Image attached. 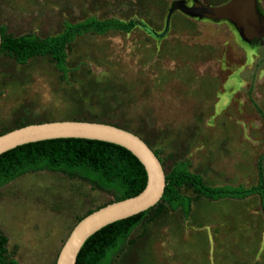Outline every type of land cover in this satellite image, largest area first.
<instances>
[{"label":"rangeland","instance_id":"374dc122","mask_svg":"<svg viewBox=\"0 0 264 264\" xmlns=\"http://www.w3.org/2000/svg\"><path fill=\"white\" fill-rule=\"evenodd\" d=\"M0 0L4 35L54 36L89 16L136 20L129 33L87 34L65 48L63 74L48 56L25 64L0 53V134L55 121L115 125L145 140L165 172L185 163L210 186L256 183L263 123L247 98L264 56V0ZM253 98L264 111V62ZM189 213L157 203L111 264H264L259 198L212 201L190 187ZM115 194L78 175L28 172L0 186L8 259L55 264L87 213Z\"/></svg>","mask_w":264,"mask_h":264},{"label":"trees","instance_id":"16d2710c","mask_svg":"<svg viewBox=\"0 0 264 264\" xmlns=\"http://www.w3.org/2000/svg\"><path fill=\"white\" fill-rule=\"evenodd\" d=\"M138 23L136 20L125 22L115 18L98 19L96 16H89L75 23L64 22L60 33L44 38H38L34 34L9 37L4 35V29L0 25V53L12 54L19 64H25L34 57L48 56L56 69L65 74L67 72L65 48L75 39L87 34L103 35L108 31L129 33ZM262 62L264 56L254 67L247 98L263 123L264 143V111L252 95L257 71ZM143 141L147 144L145 140ZM154 154L159 158L156 151ZM159 160L162 164L160 158ZM38 171L78 175L105 191H112L115 194L114 201L137 195L144 189L147 181L143 165L133 154L123 147L98 140L81 138L44 140L17 146L0 155V186L28 172ZM256 176V183L250 187L210 186L200 175L190 172L185 163H177L165 172V188L159 202L166 203L171 210L180 208L186 216L190 209V199L179 190L188 186L201 197L212 201L243 200L257 196L260 212L264 217V149L256 161ZM152 208L108 224L91 235L81 247L75 264H111L129 235L141 224ZM7 242V237L0 232V264H17L14 259L6 257Z\"/></svg>","mask_w":264,"mask_h":264},{"label":"water","instance_id":"95a60500","mask_svg":"<svg viewBox=\"0 0 264 264\" xmlns=\"http://www.w3.org/2000/svg\"><path fill=\"white\" fill-rule=\"evenodd\" d=\"M1 45V33H0ZM60 138H81L125 148L143 165L147 181L133 197L113 201L82 218L72 229L55 264H75L85 241L101 228L154 207L162 198L165 172L154 151L137 135L113 125L83 121H55L26 125L0 135V155L17 146Z\"/></svg>","mask_w":264,"mask_h":264},{"label":"bare ground","instance_id":"6f19581e","mask_svg":"<svg viewBox=\"0 0 264 264\" xmlns=\"http://www.w3.org/2000/svg\"><path fill=\"white\" fill-rule=\"evenodd\" d=\"M238 1L235 0L231 2L228 5H225L223 7L219 8H210V7H203V6H198L195 11L200 14L208 15V16H223L227 14H234L235 9L238 8ZM237 10V9H236Z\"/></svg>","mask_w":264,"mask_h":264}]
</instances>
